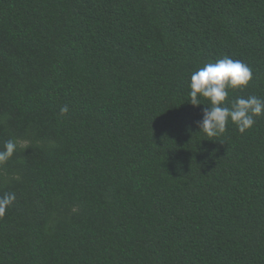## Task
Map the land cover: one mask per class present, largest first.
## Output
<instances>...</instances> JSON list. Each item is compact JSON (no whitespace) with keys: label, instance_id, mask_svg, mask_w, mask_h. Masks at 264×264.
Instances as JSON below:
<instances>
[{"label":"trees","instance_id":"16d2710c","mask_svg":"<svg viewBox=\"0 0 264 264\" xmlns=\"http://www.w3.org/2000/svg\"><path fill=\"white\" fill-rule=\"evenodd\" d=\"M224 56L264 99V0H0V264H264V115L190 103Z\"/></svg>","mask_w":264,"mask_h":264},{"label":"clouds","instance_id":"9594fccd","mask_svg":"<svg viewBox=\"0 0 264 264\" xmlns=\"http://www.w3.org/2000/svg\"><path fill=\"white\" fill-rule=\"evenodd\" d=\"M252 78V69L247 64L228 56L206 63L191 74L188 84L190 103L193 106L204 105L203 99L210 105L204 108L202 119L197 122L199 132L207 137H219L225 133L229 121L241 134L253 127L255 118L264 115V99L255 95L237 97L230 102L227 99L229 90L246 88ZM60 112L61 115L67 113L68 107H62ZM16 148L14 140L4 143L3 150H0V165L13 156ZM15 199L14 193L0 196V217L6 214Z\"/></svg>","mask_w":264,"mask_h":264}]
</instances>
